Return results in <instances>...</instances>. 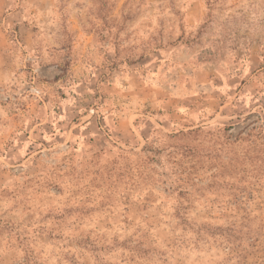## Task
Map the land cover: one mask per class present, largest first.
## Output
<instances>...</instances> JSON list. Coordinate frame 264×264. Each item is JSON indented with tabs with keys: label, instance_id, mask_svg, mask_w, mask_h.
Masks as SVG:
<instances>
[{
	"label": "rangeland",
	"instance_id": "rangeland-1",
	"mask_svg": "<svg viewBox=\"0 0 264 264\" xmlns=\"http://www.w3.org/2000/svg\"><path fill=\"white\" fill-rule=\"evenodd\" d=\"M0 264H264V0H0Z\"/></svg>",
	"mask_w": 264,
	"mask_h": 264
}]
</instances>
